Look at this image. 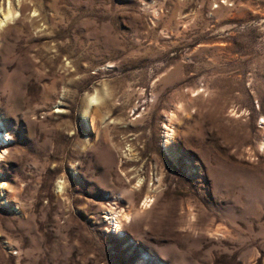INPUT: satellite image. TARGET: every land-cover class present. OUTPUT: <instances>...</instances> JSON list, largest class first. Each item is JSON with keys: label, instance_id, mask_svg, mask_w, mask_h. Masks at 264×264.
I'll use <instances>...</instances> for the list:
<instances>
[{"label": "rangeland", "instance_id": "rangeland-1", "mask_svg": "<svg viewBox=\"0 0 264 264\" xmlns=\"http://www.w3.org/2000/svg\"><path fill=\"white\" fill-rule=\"evenodd\" d=\"M6 15L0 264H264V0Z\"/></svg>", "mask_w": 264, "mask_h": 264}, {"label": "bare ground", "instance_id": "bare-ground-1", "mask_svg": "<svg viewBox=\"0 0 264 264\" xmlns=\"http://www.w3.org/2000/svg\"><path fill=\"white\" fill-rule=\"evenodd\" d=\"M7 15L6 16H4L3 18H2V20L0 19V21L1 22H3V21H5L6 19H7ZM3 23H5V22H3ZM2 126H3V123H2ZM4 127V126H3ZM172 132H170L169 130H167V136L166 137H168V136H170V134H171ZM7 132H5V131H3V133L0 135V146H1V144H2V139H6V137H7ZM9 137V136H8ZM5 144V143H4ZM165 147H167V144L165 143ZM0 157H1V154H0ZM2 158V157H1ZM0 158V159H1ZM148 198V197H147ZM148 202V201H147ZM147 202H145V204L147 203ZM111 214V213H110ZM111 216H112V218H111V220L113 221V222H115V224H116V230H117V232L119 233V235L122 233L121 232V228H120V223H121V220H123V218H126L127 217V215H124V214H116V213H112L111 214ZM110 216V217H111ZM144 260V259H143Z\"/></svg>", "mask_w": 264, "mask_h": 264}]
</instances>
